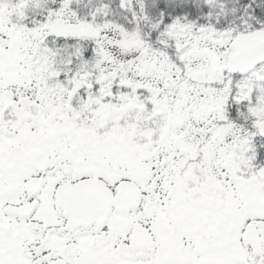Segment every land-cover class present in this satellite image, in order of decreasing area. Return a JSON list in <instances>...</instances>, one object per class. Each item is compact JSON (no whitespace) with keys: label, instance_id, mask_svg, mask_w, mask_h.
Masks as SVG:
<instances>
[{"label":"snow or ice","instance_id":"obj_1","mask_svg":"<svg viewBox=\"0 0 264 264\" xmlns=\"http://www.w3.org/2000/svg\"><path fill=\"white\" fill-rule=\"evenodd\" d=\"M0 264H264V0H0Z\"/></svg>","mask_w":264,"mask_h":264}]
</instances>
